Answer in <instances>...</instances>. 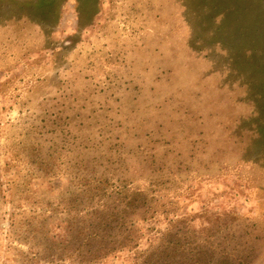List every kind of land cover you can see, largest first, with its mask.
Listing matches in <instances>:
<instances>
[{
	"label": "rangeland",
	"instance_id": "obj_1",
	"mask_svg": "<svg viewBox=\"0 0 264 264\" xmlns=\"http://www.w3.org/2000/svg\"><path fill=\"white\" fill-rule=\"evenodd\" d=\"M125 187L138 250L264 264V0H0V264Z\"/></svg>",
	"mask_w": 264,
	"mask_h": 264
},
{
	"label": "trees",
	"instance_id": "obj_2",
	"mask_svg": "<svg viewBox=\"0 0 264 264\" xmlns=\"http://www.w3.org/2000/svg\"><path fill=\"white\" fill-rule=\"evenodd\" d=\"M107 195L108 198L99 199L85 215L74 213V220L68 223L65 241L58 244L60 253L52 254V247L46 248L44 250L49 253H34L33 262L46 258L48 264H101L130 247L135 255V264H192L186 257L185 243L167 239L163 234L150 248L138 250L141 237L139 222L129 220L120 210L130 208L134 211L133 215H137L142 207L138 201L142 192L126 190L125 194L118 192L115 196L114 193ZM135 202L139 204L135 205ZM16 216V213H10L9 227L14 228L18 224L21 228L17 231L19 234L34 237L32 223L19 224ZM202 251L203 248L197 254L198 257L191 259L193 264H215V258L204 257Z\"/></svg>",
	"mask_w": 264,
	"mask_h": 264
},
{
	"label": "flooded vegetation",
	"instance_id": "obj_3",
	"mask_svg": "<svg viewBox=\"0 0 264 264\" xmlns=\"http://www.w3.org/2000/svg\"><path fill=\"white\" fill-rule=\"evenodd\" d=\"M124 190H127V189H126V187H125V189H124Z\"/></svg>",
	"mask_w": 264,
	"mask_h": 264
}]
</instances>
